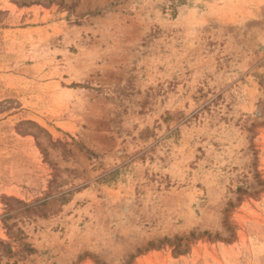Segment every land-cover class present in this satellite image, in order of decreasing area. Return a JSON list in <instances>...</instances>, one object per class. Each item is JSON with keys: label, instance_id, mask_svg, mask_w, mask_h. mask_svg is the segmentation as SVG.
<instances>
[{"label": "rangeland", "instance_id": "1", "mask_svg": "<svg viewBox=\"0 0 264 264\" xmlns=\"http://www.w3.org/2000/svg\"><path fill=\"white\" fill-rule=\"evenodd\" d=\"M0 264H264V0H0Z\"/></svg>", "mask_w": 264, "mask_h": 264}]
</instances>
